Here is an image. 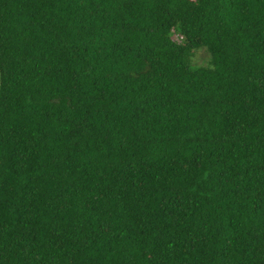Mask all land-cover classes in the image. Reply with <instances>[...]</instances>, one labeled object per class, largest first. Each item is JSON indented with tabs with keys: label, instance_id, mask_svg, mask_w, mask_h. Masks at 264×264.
Instances as JSON below:
<instances>
[{
	"label": "trees",
	"instance_id": "trees-1",
	"mask_svg": "<svg viewBox=\"0 0 264 264\" xmlns=\"http://www.w3.org/2000/svg\"><path fill=\"white\" fill-rule=\"evenodd\" d=\"M0 264H264V0H0Z\"/></svg>",
	"mask_w": 264,
	"mask_h": 264
},
{
	"label": "rangeland",
	"instance_id": "rangeland-1",
	"mask_svg": "<svg viewBox=\"0 0 264 264\" xmlns=\"http://www.w3.org/2000/svg\"><path fill=\"white\" fill-rule=\"evenodd\" d=\"M206 55L207 54L205 53V51L200 50V51L197 52L195 60L198 61V62H201L205 58Z\"/></svg>",
	"mask_w": 264,
	"mask_h": 264
}]
</instances>
